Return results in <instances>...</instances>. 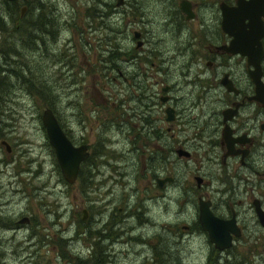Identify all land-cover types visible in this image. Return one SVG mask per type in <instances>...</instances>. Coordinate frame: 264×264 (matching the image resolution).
Masks as SVG:
<instances>
[{"label": "rangeland", "instance_id": "rangeland-1", "mask_svg": "<svg viewBox=\"0 0 264 264\" xmlns=\"http://www.w3.org/2000/svg\"><path fill=\"white\" fill-rule=\"evenodd\" d=\"M15 1L13 9L0 0V141L9 145L7 151L0 143V264H206L204 244L177 242L171 233L182 220L173 218L174 192L166 191L165 212L156 220L165 225L164 239L150 262L151 244L138 240L145 226L130 229L142 217L126 212L145 204L156 216L162 208L154 174L143 167L149 157L156 165V150L131 141L137 133L128 129L141 91L131 86V74L147 77L140 88L152 92L154 117L161 114L159 78L178 96L177 106L190 90L178 80L180 62L169 58L177 44L165 28L167 4ZM134 30L144 32L141 50L134 48ZM46 106L73 143L88 145L86 168L72 183L62 177L47 141L40 120ZM111 209L121 233L113 242L100 241L97 230ZM23 216L27 220L18 222Z\"/></svg>", "mask_w": 264, "mask_h": 264}, {"label": "flooded vegetation", "instance_id": "flooded-vegetation-1", "mask_svg": "<svg viewBox=\"0 0 264 264\" xmlns=\"http://www.w3.org/2000/svg\"><path fill=\"white\" fill-rule=\"evenodd\" d=\"M161 1L167 4L165 28L177 44L169 58L176 65L180 62L178 80L190 90L180 99L184 105L177 106L178 96L171 93L166 78H159L161 114L154 117L149 108L154 105L152 92L143 93L140 88L147 77L143 71L130 76L131 86L141 91L138 105L130 111L133 120L128 129L137 133L131 141L139 139V145L156 150V165L149 157L143 167L154 174L155 196L162 207L156 216L149 214L145 204L140 210L128 209V215L142 217L130 229L145 226L138 240L151 244L146 257L150 262L157 254L154 246L164 239L165 225L156 220L165 212V194L170 190L178 205L173 218H182L171 232L177 242L198 239L204 244L206 264H264V8L255 24L240 20V49L247 53H229L225 47L231 37L221 28L219 6L234 5L235 0ZM180 1L188 3L192 18L185 19ZM123 3L127 5L128 0ZM260 29L263 33L255 39ZM137 32L135 44L139 40L140 45L134 48L141 50L146 40L142 30ZM132 58L136 60H128ZM254 64L261 83L258 91L249 76ZM86 148L89 152L87 144ZM118 221L111 209L97 230L98 239L116 240L122 228L117 227Z\"/></svg>", "mask_w": 264, "mask_h": 264}, {"label": "water", "instance_id": "water-1", "mask_svg": "<svg viewBox=\"0 0 264 264\" xmlns=\"http://www.w3.org/2000/svg\"><path fill=\"white\" fill-rule=\"evenodd\" d=\"M120 4L121 0H116V5L118 6ZM178 6L179 10L185 14V19H190L193 17V12L190 10L188 3H185V1H180ZM219 8L221 12V28L231 37L229 44L225 47L226 51L229 53H247L246 50L240 49V20L247 19L249 23L255 24L262 14L264 0H235L234 5L228 6L225 4H220ZM23 9V7L20 8V15L22 14ZM262 33L263 31L260 29V32L257 33L255 39H257L259 35H262ZM249 34H251V31L247 34L245 33V36L247 37ZM138 36L139 33L137 31H133V37L137 39ZM139 45L140 41L137 40L135 46L138 47ZM249 76L255 85V90L258 91L261 83L259 81V71L257 64H254L253 70L249 72ZM40 120L44 127L47 141L52 148L62 177L66 182L72 183L77 176L79 163L89 154L86 144L72 143L50 107L46 106L42 109L40 113ZM0 143L5 146L7 151L9 150V145L5 140H1ZM203 211L204 209L202 207L201 213ZM82 213V217H84V209H82ZM25 220L26 217H20L18 219L19 222H23ZM202 221L204 222L203 216ZM216 245L218 247H222L221 245Z\"/></svg>", "mask_w": 264, "mask_h": 264}, {"label": "trees", "instance_id": "trees-1", "mask_svg": "<svg viewBox=\"0 0 264 264\" xmlns=\"http://www.w3.org/2000/svg\"><path fill=\"white\" fill-rule=\"evenodd\" d=\"M4 2L6 3V5H8L9 7H12L13 9H16V7H17V4H16V1L15 0H4ZM2 25H3V22H2V19L0 18V29H1V27H2ZM26 25L25 26H23V27H20V29L21 30H23V29H26ZM34 30V29H33ZM25 32V31H24ZM11 49L9 50V52L11 53ZM23 70V69H22ZM14 74H16V72L14 73ZM89 158H90V154L88 155V157L85 159V161L81 164V165H83L84 167H85V164L88 162V160H89ZM84 167H80L79 169H78V172H77V176L78 175H81V172H83V168ZM86 168V167H85ZM81 179H82V181H84V182H86L87 180H88V174H87V172H86V175L85 176H82L81 177Z\"/></svg>", "mask_w": 264, "mask_h": 264}, {"label": "bare ground", "instance_id": "bare-ground-1", "mask_svg": "<svg viewBox=\"0 0 264 264\" xmlns=\"http://www.w3.org/2000/svg\"><path fill=\"white\" fill-rule=\"evenodd\" d=\"M81 162H82V161H81ZM81 162H80V163H81ZM80 163H79V165H80ZM78 168H79V167H78ZM75 179H76V178H75ZM140 243H141V242H140Z\"/></svg>", "mask_w": 264, "mask_h": 264}]
</instances>
